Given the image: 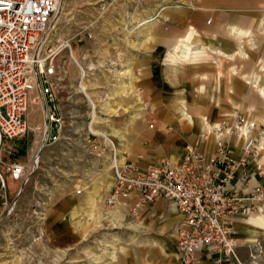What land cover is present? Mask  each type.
Here are the masks:
<instances>
[{"label": "rangeland", "instance_id": "rangeland-1", "mask_svg": "<svg viewBox=\"0 0 264 264\" xmlns=\"http://www.w3.org/2000/svg\"><path fill=\"white\" fill-rule=\"evenodd\" d=\"M58 9L54 37L71 40L73 54L86 73L82 84L88 83L85 88L87 95L92 97L89 91L94 87L96 91L105 93L101 95L102 99L112 97L108 94L113 89L110 84L114 83V68L124 62L123 59H130L134 53L146 47L166 46V40H173L153 37L156 33L163 35L170 31H181L188 18L199 19L201 15L211 14L212 11L217 15H251L252 18L255 15L264 18V0H61ZM217 29L223 31L222 27ZM258 29L253 37L246 33L247 39L244 33L231 29L235 32L216 33L214 38H202L203 43L199 44L233 47L238 40L249 58L264 60V28L260 32ZM186 30L192 28L187 27ZM79 39L81 41L77 42ZM172 46L177 45L173 43ZM183 46L186 47V53L189 47L182 45V51ZM235 47L241 50L238 45ZM240 52V56L244 55ZM57 63L61 72L50 83L56 96L53 104L56 113L63 119V128L57 141H47L46 136L43 139L47 128V110L52 103L30 105L27 119L31 130L23 140L10 143L13 157L9 161H30L33 167L19 188L8 216L0 224V264H132L141 260L142 254L146 252L139 242L149 233L145 229L129 228L131 222L140 223L141 219L127 216L117 225L112 224L109 218L102 219L99 228L84 236L82 234V227L87 223L86 210L87 217L92 221L97 222L101 215L96 216L91 211L89 214L91 198L87 199L89 192L83 189L84 184L78 179L95 177L93 161L96 158L91 145L96 140H102L104 144L105 141L89 134L88 123L92 111L79 90L78 66L66 52L61 54ZM40 88L41 85H38L37 93ZM258 92L262 94L263 91L258 89ZM249 98L242 102L202 101L192 104L207 110L209 122L215 115L218 125L216 131L233 124L235 119L239 125L245 120L244 126H236L237 132L239 128L249 127L254 122L259 139L264 131V117L261 116L264 101ZM132 99L125 101L117 96L115 101H110L114 105L109 107L108 103L93 98L99 107L96 108V114L91 115L94 131L117 142L115 138H119V135H113L116 128L114 117H119L121 113L135 116L141 110L151 112L148 103L135 101L134 96ZM174 104L171 103L173 109L182 110L183 103ZM243 106L246 108L244 111ZM223 110H233L230 113L235 117L230 118V114ZM123 117L117 120L122 121ZM144 119L148 127L154 121V117L149 115ZM149 129L159 128L155 123ZM207 137L206 131L199 135L203 140ZM259 153L258 148L257 159L264 162L263 158H259ZM103 161L107 162V158L104 157ZM8 183L11 192H14L17 183L10 179ZM77 189L82 190L81 194L75 193ZM103 208L109 211L107 207ZM142 222L146 226L151 219H143ZM258 239L263 241L262 237ZM261 244L264 250V241ZM255 264H264V252Z\"/></svg>", "mask_w": 264, "mask_h": 264}, {"label": "built area", "instance_id": "built-area-1", "mask_svg": "<svg viewBox=\"0 0 264 264\" xmlns=\"http://www.w3.org/2000/svg\"><path fill=\"white\" fill-rule=\"evenodd\" d=\"M61 0H0V224L8 216L15 196L32 169L30 161H9L11 141L23 140L29 133L30 105L52 103L47 110L46 140L60 138L63 119L56 113L50 80L61 72L58 59L66 52L76 63L70 39L54 37L55 17ZM81 39L77 40L80 42ZM80 71H82V68ZM80 81V77H79ZM38 85H41L37 93ZM80 90V88H79ZM91 111V102L80 91ZM37 93V94H36ZM90 111V112H91ZM239 121L217 129L219 138L209 154L188 144L177 161H162L147 168L121 157L117 142L105 140L90 128L96 140L93 155L107 158L112 184L105 199L115 209L136 196L130 214L159 199L172 205L180 216L175 230V249L180 264H255L263 255L260 241L245 243L237 235L236 223L264 210V163L257 159V125L251 135L238 143ZM51 122L58 134L50 140ZM155 122L149 124L154 127ZM238 147L234 156L233 147ZM17 183L11 192L8 180ZM77 189L75 193L81 194ZM245 251V258L241 256Z\"/></svg>", "mask_w": 264, "mask_h": 264}, {"label": "crops", "instance_id": "crops-1", "mask_svg": "<svg viewBox=\"0 0 264 264\" xmlns=\"http://www.w3.org/2000/svg\"><path fill=\"white\" fill-rule=\"evenodd\" d=\"M186 23L181 31H170L163 35L156 33L153 36L173 39L166 40V46L146 47L145 50L134 53L133 57L125 58L124 62L116 65L112 80L114 83L110 84L113 89H110L108 94L112 97L107 96L106 99H102L101 95L105 93L96 91L94 87L91 88L93 91H89L92 97L87 95L93 103H95L94 98L102 103H108L109 107L112 104L110 101H115L117 96L125 101H132L134 96L135 101L148 103L150 113L141 110L135 116H124V113H121L119 117H114L116 128L113 131L119 135V138L115 139L121 157L136 162L143 168L158 165L162 161L179 160L188 144L197 145L203 154H209L214 150L215 141L219 138L215 115H212L214 119L209 122L206 117L207 110L192 103L242 102L250 100L249 97H253L252 100L264 101V66L261 67L264 65V60L255 59L254 54L253 58H249L238 40L235 45L241 50L236 49L235 45L228 47L222 44H199L203 43L202 38H214L216 33L221 32L239 31L244 33L245 38L246 33H250L253 37L256 28H259V32L264 28V18L255 15L253 18L251 15H217L212 11L211 14L201 15L199 19L188 18ZM187 27H191L192 30L185 31ZM217 27H222L223 31ZM231 29L235 31L232 32ZM243 36L241 38H244ZM173 43L177 46H172ZM182 45L189 46L187 53L184 46L182 51ZM240 51L244 55L240 56ZM258 89H262V94ZM178 101L183 103V113L171 107V103ZM95 104L97 108L98 103ZM242 109L244 111L246 108L243 106ZM110 110L116 111V109ZM223 111L229 113L230 118L235 117L230 113L233 110ZM146 115L154 117L158 130L149 129L148 122L144 119ZM261 116L264 117V111ZM120 117L124 119L117 120ZM205 131L208 137L203 140L199 135ZM240 142L242 141L238 131V143ZM232 149L234 156L237 157L238 147ZM93 165L95 177L91 179L81 177L78 181L83 182V189L89 192L87 199L94 198L97 202L99 211L95 214L101 216L97 217L99 218L97 222L92 221L87 217L88 209L86 210L87 223L82 227L83 236L99 228L102 219L109 218L111 223L116 225L127 216L142 221L151 219L146 226L142 221L129 224L132 230L145 229L146 233H149L148 237H142L139 242L146 252L142 254L141 260H136L132 264H180L175 249V230L180 223V216L175 208L167 201L159 199L152 205L137 210L135 214H130V209L136 200V196L133 195L123 205L112 210L108 209L109 211L104 210L112 176L106 161L96 159ZM116 212L120 214L119 221L110 218ZM248 219L236 223L239 239L254 243L262 237L264 241V213L254 214ZM241 256L245 258L244 250H241Z\"/></svg>", "mask_w": 264, "mask_h": 264}, {"label": "bare ground", "instance_id": "bare-ground-1", "mask_svg": "<svg viewBox=\"0 0 264 264\" xmlns=\"http://www.w3.org/2000/svg\"><path fill=\"white\" fill-rule=\"evenodd\" d=\"M59 10V9H58ZM58 12V11H57ZM189 47V46H188ZM191 48V47H190ZM72 53H73V51H72ZM187 53V52H186ZM73 56H74V54H73ZM74 58H75V56H74ZM75 60H76V58H75ZM75 63V62H74ZM77 66H78V68L79 67H81L82 68V71H80V68H79V71H80V83H79V88H80V90L82 91V92H84V94H85V96L89 99V102H91V106H93V108H94V111H92L91 112V114H90V117H91V115H95L96 114V105L94 106V104L95 103H93V101L87 96V91L85 90V88H86V86L88 85V83L87 82H84L83 84H82V81H84L85 80V78H86V73H85V70H84V68L78 63V61L76 60V63H75ZM182 104L180 101H178V102H175V104ZM174 104V105H175ZM180 113H183V111L182 110H180ZM183 115V114H182ZM184 117H186V115H184ZM92 118V117H91ZM187 118V117H186ZM188 119V118H187ZM235 122V121H234ZM246 123V122H245ZM93 125H94V123H93V121H92V125H91V130L94 132V133H96V134H100L101 136H102V138H104L103 137V135H102V133H100L99 131H94V129H93ZM252 125V123H250L249 124V127L248 126H246V127H244V128H239L238 129V131H239V133H240V141H243L246 137H248L249 135H251V133H252V131H251V129H250V126ZM236 126H238V125H236ZM244 126V125H243ZM211 127V126H210ZM238 127H240V126H238ZM212 130V129H211ZM215 130V129H214ZM113 135L114 136H116V132L115 133H113ZM237 136H238V132H237ZM44 138L43 139H45V135L43 136ZM42 139V140H43ZM105 139V138H104ZM105 140H107V139H105ZM259 141V151H260V153H259V158H263L264 159V149H263V146H264V131L261 133V136H260V138L258 139ZM257 157H258V152H257ZM260 163H264V162H261L260 161ZM89 205H90V211H91V213L92 214H94V215H96L95 213L97 212V211H99V207H98V205H97V202L95 201V199L94 198H91V200H90V202H89ZM258 213H264V210H260V211H257V212H255V213H253L252 215H254V214H258ZM100 214H98V216H99ZM252 215H250L249 217H251ZM248 217V218H249ZM110 218L111 219H113V220H116V221H119L120 220V214L119 213H114L113 215H111L110 216ZM247 218V219H248ZM246 219V220H247ZM249 225H251V224H249ZM253 226V225H252ZM253 227H255V226H253ZM257 228V227H256Z\"/></svg>", "mask_w": 264, "mask_h": 264}, {"label": "water", "instance_id": "water-1", "mask_svg": "<svg viewBox=\"0 0 264 264\" xmlns=\"http://www.w3.org/2000/svg\"><path fill=\"white\" fill-rule=\"evenodd\" d=\"M50 127H51V137H50V140L52 141V139L57 136L58 129H57V126H56L55 122H51Z\"/></svg>", "mask_w": 264, "mask_h": 264}, {"label": "trees", "instance_id": "trees-1", "mask_svg": "<svg viewBox=\"0 0 264 264\" xmlns=\"http://www.w3.org/2000/svg\"><path fill=\"white\" fill-rule=\"evenodd\" d=\"M22 152H24V150H22Z\"/></svg>", "mask_w": 264, "mask_h": 264}]
</instances>
